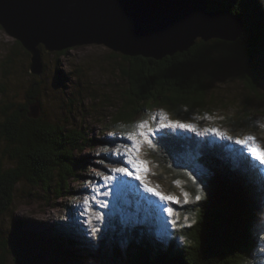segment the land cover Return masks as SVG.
<instances>
[{"label":"trees","instance_id":"obj_1","mask_svg":"<svg viewBox=\"0 0 264 264\" xmlns=\"http://www.w3.org/2000/svg\"><path fill=\"white\" fill-rule=\"evenodd\" d=\"M208 3L210 11H226L240 19L243 26L240 39L235 43L197 40L188 52L160 62L121 57L128 63L125 72L128 100L113 123L121 121L129 127L136 117L145 118L155 111L158 117L177 116L182 111L188 116L196 111L201 114L207 106L205 72L210 73L212 68L222 72V62L237 65L244 85L256 91V71L249 66L256 64L264 71V0H208ZM15 45L21 47L16 41ZM70 51L64 50L59 56H67ZM10 62L8 57L3 66L4 80ZM25 97L24 104L7 100L5 86L0 83V139L5 148L0 156V218L11 210L19 184L46 190L54 186L58 196L68 194V181L78 178L76 167L82 163L77 154L92 142L77 130L67 131L64 125L28 116L33 105L38 106L39 114V83H33ZM230 123L229 117L217 122L219 126ZM183 131L163 130L154 137L152 153L167 168L185 155L210 174L199 199L177 206L187 214H194L195 222L171 228V237L159 236V231L166 228H157L160 226L156 211H136L134 203L140 197L131 190L116 213L120 220L114 227L119 232L113 245L118 256L120 241L125 244L128 264H264V174H260L259 163L242 153L245 150L242 146L229 147V143L218 138H206L192 129ZM119 141L115 135L101 141L117 150L103 155L106 161H121L123 145ZM135 215L141 221L139 226L130 224ZM59 225V239L66 247L87 252L78 257L86 263L95 259L88 251L96 246L87 243L76 224L67 221ZM106 249L101 242L97 251L102 254ZM9 250L10 241L0 228V264H8ZM70 251L66 256L72 255Z\"/></svg>","mask_w":264,"mask_h":264},{"label":"rangeland","instance_id":"obj_2","mask_svg":"<svg viewBox=\"0 0 264 264\" xmlns=\"http://www.w3.org/2000/svg\"><path fill=\"white\" fill-rule=\"evenodd\" d=\"M8 57L10 68L4 80L3 66ZM121 57L95 45L77 47L76 51H70L64 57L43 51L44 72L41 76H33L29 73V54L16 46L0 27V83L5 86L7 100L24 104L28 89L33 83H39V117L43 121L64 125L67 131L77 130L92 140L91 145H86L77 154L82 163L76 167L78 178L68 181V194L58 196L54 186L49 190L26 183L16 187L11 210L0 218V228L10 241L8 264H128L125 244L118 241L117 247L121 252L118 256L113 243L119 232L114 227L120 220L116 213L121 208L122 199L130 196L131 190L140 197L134 203L136 211H156L160 226L157 228H166L159 231V236L171 237V228L192 225L196 220L194 214H187L184 208L177 206L196 200L210 174L185 155L170 168L155 159L152 150L156 135L169 128L183 133L187 130L160 127L161 121L165 125L175 121L187 123L192 125L195 134L218 138L229 143V147L242 146L245 149V152L241 150L242 153L257 161L262 168L260 174H264V163L254 159L249 151L250 147L264 148V71L259 70L256 64L249 66L256 71V91L244 85L238 76L237 65L222 62V72L215 68L210 73L205 72L207 106L201 114L196 111L188 116L182 111L177 116L158 117L155 111L145 118L136 117L135 123L127 127L121 121L113 123L128 100L126 91L129 85L125 79L128 63ZM248 76H252L250 72ZM182 109L186 110L184 106ZM228 117L231 118L230 124H217ZM143 120H148V126L157 131L141 138L140 149L133 153L134 159L129 162L127 147L132 142L126 136L136 123ZM112 135L117 136L118 144L123 145L121 164L102 157L117 151L101 142ZM248 136L255 140L245 145L236 143L237 139L243 140ZM4 150L0 139V156ZM3 162L8 163L6 159ZM120 167L126 168L127 172L115 171ZM162 196L174 199H161ZM131 219L132 226L141 225L136 215ZM67 221L76 224L87 243L96 246L88 251L95 258L90 263L78 258L87 252L69 249L60 241L59 223ZM101 242L107 247L102 254L97 251ZM69 250L72 255L66 256Z\"/></svg>","mask_w":264,"mask_h":264},{"label":"water","instance_id":"obj_3","mask_svg":"<svg viewBox=\"0 0 264 264\" xmlns=\"http://www.w3.org/2000/svg\"><path fill=\"white\" fill-rule=\"evenodd\" d=\"M0 27L29 54V73L44 72L43 51L103 46L126 58L160 62L197 40L235 43L243 26L208 0H0ZM38 118V106L30 107Z\"/></svg>","mask_w":264,"mask_h":264},{"label":"snow or ice","instance_id":"obj_4","mask_svg":"<svg viewBox=\"0 0 264 264\" xmlns=\"http://www.w3.org/2000/svg\"><path fill=\"white\" fill-rule=\"evenodd\" d=\"M152 119H155V117H153ZM148 125H149L148 120L140 121L134 125V129L132 131H129L127 133L126 138L132 142L131 146L127 147V154L129 156V162H131L134 159L133 153H137L139 151L141 143L143 142L141 138H146L148 133H152V132L157 131V129H153V128L149 127ZM166 126H170L172 128L178 127L181 129H191V127H192V125H190V124L181 123L179 121L170 122L168 125H165L161 121L160 127H166ZM146 128H147V132L145 131ZM254 140H255L254 137L248 136L243 140L237 139L236 143L241 144V145H245V144H248L249 142H252ZM148 143L151 145V141H148ZM249 151L251 152L254 159H257L261 163H264V148L257 149L256 147H250ZM115 171L121 172V173H126L127 169L124 167H120V168L115 169ZM128 174H130V173H128ZM137 179H140V177L137 176ZM148 190L152 191V189H148ZM185 195H187V194L185 193ZM196 198L199 199V196H197ZM161 199L171 200V199H174V197L162 196ZM85 203H87V201H85Z\"/></svg>","mask_w":264,"mask_h":264}]
</instances>
